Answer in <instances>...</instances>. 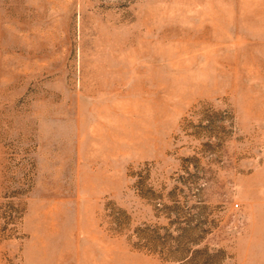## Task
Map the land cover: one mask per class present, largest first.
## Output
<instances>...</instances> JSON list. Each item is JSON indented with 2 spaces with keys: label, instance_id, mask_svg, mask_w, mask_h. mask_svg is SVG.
<instances>
[{
  "label": "rangeland",
  "instance_id": "1",
  "mask_svg": "<svg viewBox=\"0 0 264 264\" xmlns=\"http://www.w3.org/2000/svg\"><path fill=\"white\" fill-rule=\"evenodd\" d=\"M264 264V0H0V264Z\"/></svg>",
  "mask_w": 264,
  "mask_h": 264
},
{
  "label": "bare ground",
  "instance_id": "2",
  "mask_svg": "<svg viewBox=\"0 0 264 264\" xmlns=\"http://www.w3.org/2000/svg\"><path fill=\"white\" fill-rule=\"evenodd\" d=\"M107 257L104 258V261L100 264H112L113 263V257L111 253L107 252Z\"/></svg>",
  "mask_w": 264,
  "mask_h": 264
}]
</instances>
